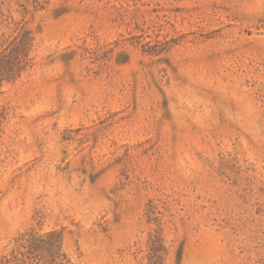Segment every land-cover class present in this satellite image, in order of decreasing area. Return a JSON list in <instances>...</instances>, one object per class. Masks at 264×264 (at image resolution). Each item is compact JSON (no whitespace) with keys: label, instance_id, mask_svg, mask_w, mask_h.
I'll use <instances>...</instances> for the list:
<instances>
[{"label":"rangeland","instance_id":"1","mask_svg":"<svg viewBox=\"0 0 264 264\" xmlns=\"http://www.w3.org/2000/svg\"><path fill=\"white\" fill-rule=\"evenodd\" d=\"M0 264H264V0H0Z\"/></svg>","mask_w":264,"mask_h":264}]
</instances>
